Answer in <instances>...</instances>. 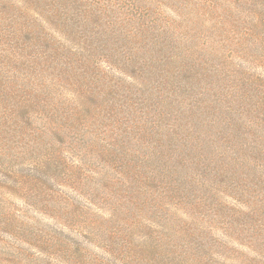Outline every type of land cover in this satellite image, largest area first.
I'll list each match as a JSON object with an SVG mask.
<instances>
[{"label": "trees", "instance_id": "16d2710c", "mask_svg": "<svg viewBox=\"0 0 264 264\" xmlns=\"http://www.w3.org/2000/svg\"><path fill=\"white\" fill-rule=\"evenodd\" d=\"M192 16L204 18L200 30ZM257 62L264 64V0H0V86L8 91L0 99V134L11 129L15 137L37 139L46 147L48 139L58 136L74 148L65 157L47 153L48 175L62 172L49 207L62 212L69 224L79 217L83 233L92 235V242L72 237L85 259L96 247L124 264H229L218 251L222 245L208 232L227 217L246 225L245 210L239 209L246 199L256 205L252 210H259L257 224L247 225L257 239L255 259L264 264V170L256 164L264 162V102L247 120L252 102L241 82L255 76L251 71ZM44 89L50 91L38 96ZM224 125L226 133L209 139L213 128ZM94 130L104 136L95 134L96 141H88ZM137 132L152 138L138 166L151 163L152 180L160 183L157 229L151 181L144 194L118 189L126 203L116 195L110 199L107 192L115 194L116 186H122L120 173L114 177L115 168H110L113 177L102 174L88 153L92 148L98 159L111 161L109 167H119L128 159L126 143ZM258 132L262 136L256 140ZM101 138L111 140L104 144ZM159 149L181 155L185 150L189 161L200 166V178L205 176L200 184V178L182 183L191 191L177 187L180 212L171 199L174 187L166 191L172 184L168 172L176 166L165 162L160 169L154 158ZM115 207L122 217L145 211L133 230L145 234L136 253L128 252L130 243L101 245L114 236L112 225L105 224H111ZM226 225L223 235L230 237L234 226ZM197 230L199 242L193 239Z\"/></svg>", "mask_w": 264, "mask_h": 264}, {"label": "rangeland", "instance_id": "374dc122", "mask_svg": "<svg viewBox=\"0 0 264 264\" xmlns=\"http://www.w3.org/2000/svg\"><path fill=\"white\" fill-rule=\"evenodd\" d=\"M192 19L196 24L194 25L197 27V30H200L205 23L204 18L192 16ZM251 73L255 76L243 78L241 80L245 87H243V90L250 95L252 102V113L244 115L247 120H252L258 112L255 111V105L264 102V64L257 62L256 65L253 66V71H251ZM27 79L30 80V78ZM17 83L18 82H16V84ZM231 85L232 83L229 84V86ZM4 86L5 84L0 86V99L4 98L3 95L8 92H2ZM226 89L228 90V85ZM258 89H261V92L256 94ZM49 91V89H44L38 96L42 97ZM18 93L20 95H25V93ZM30 95L31 93H28V99ZM11 97L13 98L14 94ZM111 97L118 101L117 95L114 94ZM217 98L221 99L222 97H215L214 100ZM32 99L33 98H31V100ZM4 103L9 105L8 102L4 101ZM136 111L137 109L134 108L132 113ZM157 113L161 112L157 110ZM207 121L209 120L207 119ZM232 125L238 131V121L234 120ZM7 131L10 132V134H0V264H124L114 256L106 257L105 249L103 248L97 249L96 247H91L94 255L87 256L86 259L83 258L77 251L78 243H75L72 237L92 242V235L85 234L86 232L83 233L80 227L79 217L76 219L71 218L69 224L67 219L64 217L61 218L62 212L49 207L51 193L55 191V184L61 180L62 172L61 170L58 172L52 171L48 175L51 170L47 166V153L58 157H65V151L69 153L73 152L74 148L66 143L67 138L60 139L58 136L52 137L48 139L49 144H47L46 147L43 146V142L37 139L35 141L31 138L34 142L28 140L23 141L15 137L11 129ZM227 131L228 126L226 125L215 127L211 130L212 135H209V139L226 133ZM88 134V141H93L94 139L96 141V135L97 137L104 136L102 133H97L95 130L88 132ZM258 134L259 138L256 137V140L260 139L262 136L261 132H258ZM134 135L135 137L131 138L128 143H126L125 150L129 152L128 159L124 162L121 160L119 167L114 164V166L111 165V167H109L111 161L107 158L98 159V153L94 152L92 148L88 153H91V161H94L92 164H95L96 169L103 172L102 174L113 177L112 171H110L113 168H115L114 177H116L118 172L120 173V184H122V186H116L115 194H110V190L109 192L106 191L110 199L116 195L117 201L126 203L127 200H121L120 195L128 193L129 191H140L144 194V186L151 181L149 183L151 186L149 187L150 191L148 192L156 195L152 198V221L155 222L156 226L153 228L157 229V226L161 225L160 216L162 214L159 210L157 193L155 192L161 191L160 183L156 179L152 180L155 177V171L152 169L154 167L151 163L150 166L145 169L138 166L140 157L142 159L143 155H147V149L151 145L152 138L143 139L139 132ZM6 139H8V141ZM75 139L79 140L80 136H75ZM101 139L100 141L104 144L111 140L110 138ZM254 140L253 137H249L248 143L253 144ZM228 145L230 146V143H228ZM91 146H96V144L93 143ZM109 149H113V147L110 146ZM166 152L169 151L159 149L158 154L154 158L157 159L156 165L159 166L160 169L165 166V162L168 166H176L175 168H171L168 172L169 180L172 181V184L167 185L166 191L174 187V192L171 196L175 198L171 199L176 202L175 208L180 212L179 197L175 195L178 193L177 187L185 191H191L186 187L189 185H183L182 183L186 181L189 182L192 178H200V166L197 168L193 162L189 161L191 160V155L185 150H181L182 155L179 153H170L176 152L175 149H173L168 154L162 156V154ZM89 155L90 154L86 157ZM66 157L69 158L70 155H66ZM226 159L230 160L231 156H227ZM210 160L211 159H209V161ZM256 164L259 165L258 171L264 170V162H257ZM213 166L214 164L210 163V167L212 168ZM252 174H254V171ZM204 177V174H202L199 184L200 182H206ZM228 181L230 182L229 179ZM219 185L220 184H218V186ZM193 187L194 184L192 190H194ZM118 189H123L124 193H120ZM228 193H230L229 190ZM230 199L231 198H228V200ZM242 206L246 213V225H242V223L240 225L237 223L234 224L233 221L230 220L231 218L227 217L228 219H226V221L215 222L213 227L209 229L208 236L209 238L216 239V243L219 241L222 245L223 250L219 248L218 251H221L223 261L229 264H260L259 261L255 259L257 245L256 235H253V232L250 231L247 225L252 221L257 224L259 210H252V208L255 209L256 205H254L252 201L246 199L241 202L239 209L242 208ZM105 209L111 210L109 206ZM185 209L187 212L191 210L187 205H185ZM120 210L121 208L115 207L113 216L108 218L111 219V224H105L108 226L112 225V233H114V236L107 241H103L101 245L103 247H116V245L121 246L123 243H130L128 252L136 253L144 243L143 236L145 234L144 229L142 231L140 229L137 231L133 230L142 224L145 211L140 212V215L135 216L132 213V216L122 217ZM154 213H156V215ZM122 218H125L127 223H123L121 221ZM132 218L134 219V223L131 224L130 221ZM244 221L245 216L243 217V224ZM226 222L229 223V227H231V225L234 226L230 232V237H225L223 235L227 230ZM101 228L103 229V227L100 226L99 230H101ZM199 233V230L195 231L196 239L193 238L197 242H199ZM60 243H63L62 246H60ZM72 245L74 246L71 247ZM125 255L128 256L129 253ZM100 257L106 260H98ZM136 264L147 263L144 260Z\"/></svg>", "mask_w": 264, "mask_h": 264}]
</instances>
